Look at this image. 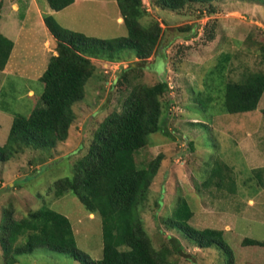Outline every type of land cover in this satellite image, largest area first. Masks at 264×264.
<instances>
[{"label": "rangeland", "instance_id": "rangeland-1", "mask_svg": "<svg viewBox=\"0 0 264 264\" xmlns=\"http://www.w3.org/2000/svg\"><path fill=\"white\" fill-rule=\"evenodd\" d=\"M141 2L144 21H157L163 29L156 55L139 63L141 70L130 73L126 77L130 82L121 87L113 84L121 80L130 64L138 62L133 52H120L112 62L93 59L95 72L85 85L83 100L73 107L76 117L67 140L51 150L27 149L0 162V264L5 215L9 212L18 220L42 206L68 218L77 247L92 259L101 258L99 216L89 214L72 194L57 199L50 189L59 179L72 176V165L87 153L106 116L120 111L131 87L160 81L170 88L162 99V129L135 153L139 168L163 155L141 209L154 248L171 249L170 239L176 238L183 248V255H172L177 264H225L221 250L198 249L181 234L165 228L164 221L184 199L193 213L191 226L224 231L235 264H264V248L238 246L243 238L264 242V184L257 185L254 176V171L264 168V93L252 112L228 114L223 109L227 82H238L250 72L264 73L259 54L264 45V0H212L175 12L154 7L153 0ZM0 3V33L14 44L6 72L0 71L3 147L15 116H28L44 107L39 78L56 43L43 22L51 13L46 0ZM118 14L115 0H80L63 16L76 32L113 39L128 36L123 23L116 22ZM46 39L50 40L48 48L44 46ZM215 161L231 171L225 173L221 187L216 177L203 187ZM17 260L18 264H80L45 248Z\"/></svg>", "mask_w": 264, "mask_h": 264}, {"label": "trees", "instance_id": "trees-1", "mask_svg": "<svg viewBox=\"0 0 264 264\" xmlns=\"http://www.w3.org/2000/svg\"><path fill=\"white\" fill-rule=\"evenodd\" d=\"M74 1L46 0L54 12L67 8ZM211 1L153 0L152 4L175 12L192 4ZM116 2L127 37H87L61 27L52 16L44 17L45 27L56 43V55L50 57L39 78L43 88L40 99L44 107L33 110L28 116L13 118L6 143L0 147V162H7L27 149L51 150L58 142L67 140L76 117L73 107L83 100L85 85L95 72L93 59L112 62L120 52L131 50L138 62L123 71L121 80H115L113 87H121L130 82L126 78L130 73L140 69L139 63L156 55L163 35L160 24L154 20L144 21L146 12L141 0ZM12 49L13 42L0 33V71L5 69ZM259 52L264 64V45ZM219 66L222 70V65ZM169 90L164 81L152 86L136 84L131 87L120 111L106 116L96 129L87 153L72 165V176L59 179L50 189L57 199L72 194L89 214L99 216L101 258L92 259L77 247L68 218L42 206L18 220L9 212L5 215L1 226L3 264H18V256L31 255L39 248L68 256L80 264H177L172 255H183L179 241L171 238V249L162 246L156 250L141 217V209L163 155H157L141 168L135 162V153L148 144L151 135L162 129V99ZM263 93L264 73H247L242 80L224 85L223 109L228 114L252 112L257 109ZM261 114L264 117V109ZM214 164L202 183L203 187H208L214 177L219 178L216 184L221 187L224 176L231 171L218 161ZM254 176L257 185L264 184V168L254 171ZM192 216L187 202L181 199L164 221V226L181 234L198 249L213 247L221 250L226 258L225 264H235L224 231L194 228L189 223ZM238 246L261 249L264 242L243 238Z\"/></svg>", "mask_w": 264, "mask_h": 264}, {"label": "crops", "instance_id": "crops-1", "mask_svg": "<svg viewBox=\"0 0 264 264\" xmlns=\"http://www.w3.org/2000/svg\"><path fill=\"white\" fill-rule=\"evenodd\" d=\"M79 3H80V0H75L73 4H71L70 6H68L67 8H65V9H63V10H61V11H59V12H54V11H52V10L50 9L51 13H49V15H50V16H53L54 19H55V21H56L61 27L76 32L77 30H75V29H73L72 27L69 26V24H70L69 21H68L63 15H64L65 11H66L68 8H70V7H75V6H76L77 4H79ZM115 3H116V5H117L116 0H115ZM0 5H1L0 12H1V10H3V4L0 3ZM117 7H118V5H117ZM118 10H119V8H118ZM6 12H7V11H6ZM1 20H2V16L0 15V22H1ZM116 22H117V23H122V22H123V21H122L121 14H120V11H119L118 17H117V19H116ZM44 25H45V24H44ZM48 33H49V32H48ZM49 35H50V34H49ZM54 41H55V40H54ZM44 46L47 47V48H48V46H50V40H49V39H46V40L44 41ZM13 47H14V44H13ZM54 48H55V47H54ZM48 50H50V49H48ZM12 51H13V49H12ZM12 51H11V53H12ZM52 55H54V56L56 55L55 50H53ZM10 56H11V54H10ZM9 58H10V57H9ZM8 60H9V59H8ZM7 63H8V62H7ZM1 72H2V73H5V72H6V67H5V69H4L3 71H1ZM260 169H261V168H260Z\"/></svg>", "mask_w": 264, "mask_h": 264}]
</instances>
